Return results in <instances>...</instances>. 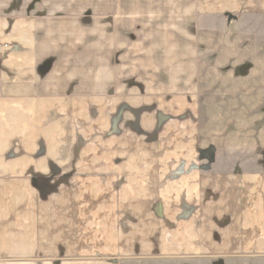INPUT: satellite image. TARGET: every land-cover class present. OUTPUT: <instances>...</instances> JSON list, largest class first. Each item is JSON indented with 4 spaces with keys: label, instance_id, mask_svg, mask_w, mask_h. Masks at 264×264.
<instances>
[{
    "label": "crops",
    "instance_id": "crops-1",
    "mask_svg": "<svg viewBox=\"0 0 264 264\" xmlns=\"http://www.w3.org/2000/svg\"><path fill=\"white\" fill-rule=\"evenodd\" d=\"M249 37L264 0H0V264H264Z\"/></svg>",
    "mask_w": 264,
    "mask_h": 264
},
{
    "label": "rangeland",
    "instance_id": "rangeland-1",
    "mask_svg": "<svg viewBox=\"0 0 264 264\" xmlns=\"http://www.w3.org/2000/svg\"><path fill=\"white\" fill-rule=\"evenodd\" d=\"M248 48L249 49H261V50H264V40H255L254 37H249V40H248ZM250 52V51H249ZM251 53V52H250ZM260 62H262L264 64V58L262 59H259ZM252 63H247L248 66H250ZM216 77L215 74H211V77L213 78ZM221 76V75H219ZM249 75L248 74H244V78H243V81H246V80H249ZM211 79V78H210ZM212 80V79H211ZM216 80V79H215ZM217 83H220V81L216 80Z\"/></svg>",
    "mask_w": 264,
    "mask_h": 264
}]
</instances>
